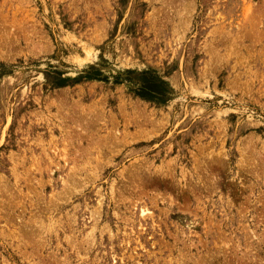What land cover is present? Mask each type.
I'll return each mask as SVG.
<instances>
[{"label":"rangeland","instance_id":"374dc122","mask_svg":"<svg viewBox=\"0 0 264 264\" xmlns=\"http://www.w3.org/2000/svg\"><path fill=\"white\" fill-rule=\"evenodd\" d=\"M0 264H264V0H0Z\"/></svg>","mask_w":264,"mask_h":264}]
</instances>
